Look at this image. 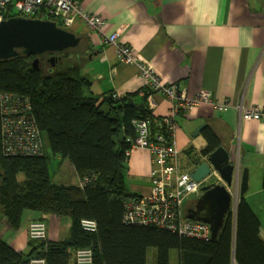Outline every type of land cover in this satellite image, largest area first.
Listing matches in <instances>:
<instances>
[{
  "label": "trees",
  "instance_id": "16d2710c",
  "mask_svg": "<svg viewBox=\"0 0 264 264\" xmlns=\"http://www.w3.org/2000/svg\"><path fill=\"white\" fill-rule=\"evenodd\" d=\"M47 54L39 57L36 69L32 67L34 56L19 50L15 56L0 60V91L28 97L49 149L70 162L80 183L54 182L43 152L3 153L0 123V212L14 230L20 226L25 210L68 217L69 236L59 242L29 240L28 254L0 240V264H29L34 257L45 258L47 264H71L73 251L82 247L92 249L94 264H147L151 247L155 249L154 264H171L173 250L176 264H230L232 258L236 264H264L261 222L243 196L235 213L228 215L217 238L211 241L182 237L154 225L125 223L126 203L140 197L129 193L124 185L126 151L135 138L132 121L146 120L151 136L160 133L167 141L172 132L162 123V117L154 119L151 115L145 95L137 103L144 105L142 111L129 103V99L135 101L136 93L122 97L109 94L99 101L87 92L90 82L81 74V59L74 60L65 53L61 59L67 66L54 71ZM203 136L206 146L199 155L189 156L192 162L219 146L208 127ZM19 173L24 174V180L18 181ZM262 188L264 192V173ZM82 219L94 220L96 231H84Z\"/></svg>",
  "mask_w": 264,
  "mask_h": 264
},
{
  "label": "crops",
  "instance_id": "0c3cea01",
  "mask_svg": "<svg viewBox=\"0 0 264 264\" xmlns=\"http://www.w3.org/2000/svg\"><path fill=\"white\" fill-rule=\"evenodd\" d=\"M79 2L84 12L103 20L100 30L86 26L79 18L66 28L80 37L82 51L79 53L83 61L80 71L90 82L87 89L90 96L101 101L109 94L122 97L136 93L134 103L141 99L143 78L137 63L119 61L115 46L105 40L113 32L119 33L118 41L132 48L135 60L153 68L162 82L176 83L179 91L187 96H194L200 90L210 91L215 101L224 102L226 106L217 108L215 104L199 103L175 116L172 136L178 151L177 166L183 172H190L189 156L199 155L205 148L203 130L208 127L217 136L219 146L227 150L230 160L238 161L240 169H248V189L243 198L253 208L246 199L253 173L255 193L259 197L264 194V122L242 120L237 105H264V0ZM152 97L155 106H147L154 119L166 115L170 101L160 93H153ZM129 149L124 185L129 193L142 196L150 189L152 157L146 149ZM59 163L62 168L53 181L79 184L80 179L70 162L59 159ZM66 171L68 176L73 174L77 178L76 183L65 182ZM240 197L237 194L238 201ZM38 220L46 224L47 241L68 238L71 224L68 217L25 210L15 230L3 215L0 240L15 251L28 254L31 250L28 227ZM259 234L264 242L261 226Z\"/></svg>",
  "mask_w": 264,
  "mask_h": 264
},
{
  "label": "built area",
  "instance_id": "2783aa9c",
  "mask_svg": "<svg viewBox=\"0 0 264 264\" xmlns=\"http://www.w3.org/2000/svg\"><path fill=\"white\" fill-rule=\"evenodd\" d=\"M22 16L28 18L56 20L62 27L69 28L79 18L83 23L95 30H100L103 20L83 11L79 0H0V20L5 16ZM119 33L113 32L106 36V42L116 48L117 58L121 62L137 63L143 78L141 95L146 96L147 105L155 106L153 93H160L171 103L169 112L162 116V123L173 132L176 127L175 116L179 111H187L199 103L215 104L217 108L226 106L224 102L215 101L208 90H200L194 96H187L179 91L176 83H164L147 64L135 60L130 46L118 41ZM242 120L264 122V105H237ZM0 123L2 132L3 153L6 155H40L43 152V138L38 129L31 102L27 96L12 92L0 91ZM135 138L130 148H142L149 151L152 157L150 170V189L136 199L129 200L125 205L123 220L125 223L154 225L176 232L177 235L211 241L210 226L201 221L190 220L185 216L184 205L190 197L199 195L198 189L205 180L222 182L218 172L211 169L208 178L202 182L194 181L188 172L179 170L177 166L178 151L173 144V136L167 141L163 134L151 136L148 122L134 119ZM128 149L126 154L129 153ZM88 181V179H85ZM239 189V180L234 190ZM233 193V191L231 192ZM231 204L232 212L237 207V197ZM81 228L86 232H95L96 222L82 219ZM31 240L41 241L46 238V224L33 221L28 227ZM73 264H94L91 248H77L74 252ZM29 264H47L45 258L34 257ZM230 264H236L232 258Z\"/></svg>",
  "mask_w": 264,
  "mask_h": 264
},
{
  "label": "water",
  "instance_id": "95a60500",
  "mask_svg": "<svg viewBox=\"0 0 264 264\" xmlns=\"http://www.w3.org/2000/svg\"><path fill=\"white\" fill-rule=\"evenodd\" d=\"M80 44V37L73 32L59 27L55 21L48 19L12 16L0 20V60H7L18 53L32 55V67L37 68L38 56L45 53L65 52ZM59 60L58 56L49 58L51 65ZM129 103L135 109L142 111L143 104ZM197 128V131L201 128ZM215 169L222 182L215 180L201 183L195 200L184 207L185 216L190 220L205 222L210 226L211 240H215L220 232L224 220L232 212L234 204L235 182L239 180V196H243L248 189V169H240L238 161H231L227 150L223 146L216 147L197 162H192L189 175L196 182L208 178L211 169ZM233 188V193L228 190ZM236 190V189H235ZM238 201V200H237ZM3 215H0V221Z\"/></svg>",
  "mask_w": 264,
  "mask_h": 264
},
{
  "label": "rangeland",
  "instance_id": "374dc122",
  "mask_svg": "<svg viewBox=\"0 0 264 264\" xmlns=\"http://www.w3.org/2000/svg\"><path fill=\"white\" fill-rule=\"evenodd\" d=\"M80 52L82 51L81 50V44H79L77 47L73 48V49H68L66 50L67 52V55H69L71 58H73L72 54L75 53V52ZM63 54L61 56V58H63ZM50 58V56H49ZM48 58V59H49ZM66 60H63V59H60L59 60V63L55 64L56 65H53V68H54V71L56 70H62L63 68H65L67 66V62H65ZM83 63V61H82ZM51 63L49 61V67H51ZM42 138H43V153L48 157V166H49V171L51 173V176H52V179L53 180H57L56 179V175L57 173L60 171V169L62 168L60 166V163H59V159L53 155V153L51 152V150L49 149V146H48V142H47V139L45 137V135H42ZM66 177H67V181L65 182H73V183H76L77 182V178L71 174L70 176H68V172L66 171ZM68 173V174H67ZM17 179L18 181H22L24 180V174L23 173H19L18 176H17ZM66 180V179H65ZM255 189H256V186H255V176H254V173L252 174V180H251V186L249 187V190L246 194L248 196H246V199L247 200H250L251 201V204L254 208V211L256 213V215L258 216V218L260 219V222H261V234L262 236L264 237V203H263V200H264V194H261L262 196L259 197V195L257 196V194L255 193ZM254 193V194H253ZM250 195H253V197H249ZM197 197L193 198V197H190L188 200H186L185 202V205L184 207L186 206L187 202L189 201H192V200H195ZM256 198L258 199L256 201ZM46 240V238H45ZM74 252L75 250L73 251V255H72V258L74 259ZM154 255H155V249L154 248H149L148 251H147V264H154ZM176 251L173 250L171 251V259H170V263L171 264H176Z\"/></svg>",
  "mask_w": 264,
  "mask_h": 264
},
{
  "label": "bare ground",
  "instance_id": "6f19581e",
  "mask_svg": "<svg viewBox=\"0 0 264 264\" xmlns=\"http://www.w3.org/2000/svg\"><path fill=\"white\" fill-rule=\"evenodd\" d=\"M65 53H67V52L49 53V54H47V55L50 56V54H52V55L58 56L59 59H61L62 54L64 55ZM52 55H51V56H52ZM40 56H41V55H40ZM40 56H38V59H39ZM72 56H73V59H74V60H80V58H81V57H80V53H79V51L73 53ZM213 180H215V179H212V180H208V179H207V181H206L205 183H209V181H213ZM220 183H221V182H220ZM228 190H229L230 193H231V192H232V187H229ZM236 193H237V190H234V194H236Z\"/></svg>",
  "mask_w": 264,
  "mask_h": 264
},
{
  "label": "flooded vegetation",
  "instance_id": "af4514ba",
  "mask_svg": "<svg viewBox=\"0 0 264 264\" xmlns=\"http://www.w3.org/2000/svg\"><path fill=\"white\" fill-rule=\"evenodd\" d=\"M51 55H52V54H50V56H51ZM48 61H49V59H48ZM38 63H39V62H38ZM52 68H53V66H51V69H52ZM51 69H50V70H51Z\"/></svg>",
  "mask_w": 264,
  "mask_h": 264
},
{
  "label": "clouds",
  "instance_id": "9594fccd",
  "mask_svg": "<svg viewBox=\"0 0 264 264\" xmlns=\"http://www.w3.org/2000/svg\"><path fill=\"white\" fill-rule=\"evenodd\" d=\"M64 28V27H63ZM64 29H66V28H64Z\"/></svg>",
  "mask_w": 264,
  "mask_h": 264
}]
</instances>
